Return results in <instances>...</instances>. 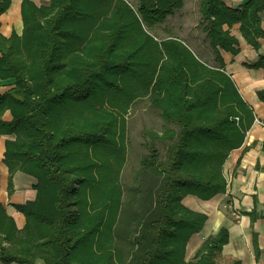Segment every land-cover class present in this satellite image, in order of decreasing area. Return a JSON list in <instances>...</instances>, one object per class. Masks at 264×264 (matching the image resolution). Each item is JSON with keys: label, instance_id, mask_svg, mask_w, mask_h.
<instances>
[{"label": "trees", "instance_id": "trees-1", "mask_svg": "<svg viewBox=\"0 0 264 264\" xmlns=\"http://www.w3.org/2000/svg\"><path fill=\"white\" fill-rule=\"evenodd\" d=\"M159 1L23 0L22 33H0V79H14L0 92V133L14 135L4 151L9 193L16 171L37 178L36 198L19 206L22 228L0 202V260L218 264L224 227L204 240L196 261L184 260L207 216L181 200L227 189L225 161L243 144L254 111L220 49L240 51L230 31L237 22L260 47L264 0L235 8ZM9 5L0 0V15ZM249 65L264 67V55ZM258 96L264 101V90ZM130 132L133 152L125 147ZM117 216L130 220L126 235ZM256 240L254 233L255 247Z\"/></svg>", "mask_w": 264, "mask_h": 264}, {"label": "crops", "instance_id": "crops-1", "mask_svg": "<svg viewBox=\"0 0 264 264\" xmlns=\"http://www.w3.org/2000/svg\"><path fill=\"white\" fill-rule=\"evenodd\" d=\"M23 0H10L6 11L0 15V33L9 37L13 32L21 34L23 19L21 5ZM37 5L49 0H32ZM232 7H238L245 0H224ZM241 23L230 26L231 34L240 43L237 54L220 49L225 69L235 81L244 100L254 111V120L245 125L243 144L233 149L224 164V173L228 180L225 192L210 199H202L188 193L182 203L190 210L204 213L207 219L203 228L193 233L185 247L184 260L196 261L197 252L204 240L216 235L223 227L228 229L229 240L223 246L218 264H264V101L258 92L264 90V67L253 68L249 64L264 55V37H259L260 47L256 49L248 43L240 32ZM227 27V26H226ZM261 27L264 29V11L261 15ZM14 79H0V92L10 88ZM6 121L12 119L10 110L2 115ZM14 135L0 133V202L11 215L18 228L26 222L19 206L32 201L37 196L35 184L37 178L18 170L14 173V191L8 190L9 170L4 162L5 142ZM254 233L257 235L255 247ZM0 264H20L15 261L0 260ZM35 264H48L43 258H36Z\"/></svg>", "mask_w": 264, "mask_h": 264}, {"label": "rangeland", "instance_id": "rangeland-1", "mask_svg": "<svg viewBox=\"0 0 264 264\" xmlns=\"http://www.w3.org/2000/svg\"><path fill=\"white\" fill-rule=\"evenodd\" d=\"M132 1L137 2V0H132ZM160 1L161 2H169V3L172 2V0H160ZM195 2H196V0H185V7L186 8L192 7L195 4ZM261 15H262V13H261ZM186 19H188V16L186 17ZM9 79H11V78H9ZM4 80H6V79H4ZM12 87H13V84H12V86L10 88L6 89L4 92L10 90ZM4 92H1V93H4ZM132 116H133V114H127V121L128 122H131V120L129 118H131ZM133 136H134V133L132 134L131 132L129 133L128 136H126L125 147L127 149V152H133L132 150H134L135 146H134V142H133ZM128 139H129V144H127V140ZM130 142H132L131 145H130ZM125 166L126 167H124V169H123L124 174L122 175L121 179L124 180V182H128L132 178V173H131V170H130V165L126 164ZM150 204L151 203H150L149 199H146L145 206H150ZM117 217H120L119 219L122 221L121 223L118 224L119 225L118 227H120V228H118V233H121V236L122 235H126V233H124V229L126 227H127V229L130 228V224H131L130 220L127 219L126 217L124 218L122 216H117ZM119 219H118V222H119Z\"/></svg>", "mask_w": 264, "mask_h": 264}, {"label": "built area", "instance_id": "built-area-1", "mask_svg": "<svg viewBox=\"0 0 264 264\" xmlns=\"http://www.w3.org/2000/svg\"><path fill=\"white\" fill-rule=\"evenodd\" d=\"M236 120L238 121V120H239V118H238V117H236Z\"/></svg>", "mask_w": 264, "mask_h": 264}]
</instances>
